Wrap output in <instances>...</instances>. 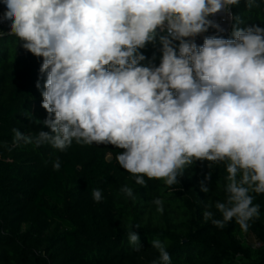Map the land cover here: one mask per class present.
Returning <instances> with one entry per match:
<instances>
[{"label":"clouds","instance_id":"obj_1","mask_svg":"<svg viewBox=\"0 0 264 264\" xmlns=\"http://www.w3.org/2000/svg\"><path fill=\"white\" fill-rule=\"evenodd\" d=\"M0 23L20 46L42 58L43 120L51 131L24 135L13 146L44 144L61 152L76 144L112 145L135 184L163 180L171 187L196 161L225 166V199L203 220L223 229L235 220L247 233L259 219L264 194V28L234 26L231 38L205 36L224 29L212 17L239 0H0ZM255 0H247V7ZM239 22V18L236 17ZM2 35V33H0ZM178 42V44L176 43ZM160 45L159 66L143 49ZM155 57H153V60ZM36 88L41 89L40 79ZM109 152L106 159L111 160ZM59 171V157L53 162ZM211 179V173L206 177ZM120 191L135 201L127 185ZM201 191L209 187L201 184ZM94 202L102 191L92 190ZM163 214V200L155 198ZM211 204L206 206L210 209ZM130 226L128 243L142 248ZM160 264H171L167 242L153 239ZM152 264H157L153 261Z\"/></svg>","mask_w":264,"mask_h":264},{"label":"trees","instance_id":"obj_2","mask_svg":"<svg viewBox=\"0 0 264 264\" xmlns=\"http://www.w3.org/2000/svg\"><path fill=\"white\" fill-rule=\"evenodd\" d=\"M230 10L229 33L215 36L231 38L234 26L264 28V0H255L250 9L247 0H239ZM8 31L0 23V264H160L153 239L167 242L171 264H264V194H252L260 217L250 221L248 231L263 244L261 249L242 242L235 220L223 229L203 220L205 210L222 219L215 202L225 199L223 163L209 167L210 162L196 161L171 187L147 177L146 186H140L118 165L115 156L123 150L112 145L74 141L64 152L23 141L13 146V128L33 136L51 130L43 124L48 114L41 107L42 58L24 50ZM159 48L148 44L142 50L148 59L141 63L152 60L159 66ZM38 79L41 89L35 86ZM57 157L59 171L52 166ZM202 183L208 193L201 191ZM124 185L133 189L135 201L120 191ZM95 188L102 191L99 203L92 199ZM155 198L163 200V214L156 211ZM136 224L140 228L131 230L139 236V252L132 250L127 235Z\"/></svg>","mask_w":264,"mask_h":264},{"label":"built area","instance_id":"obj_3","mask_svg":"<svg viewBox=\"0 0 264 264\" xmlns=\"http://www.w3.org/2000/svg\"><path fill=\"white\" fill-rule=\"evenodd\" d=\"M231 14H232V12H231ZM212 19H214L218 24H220V26L224 29V31L223 32H217L215 29L210 28L208 30V32L203 33V34H201L195 38V42L197 43V45L202 43V41L204 40V37L208 36L210 34L224 36V35H227L229 33L230 28H231V24L233 21V14L231 16H229L228 12L222 11V12L216 14L214 17H212ZM1 25L3 28L9 30L7 22L1 23ZM240 239L242 240V242L244 244L251 247L253 250H258V249H261L263 247V244L260 243L252 233H249V232L244 233L243 237Z\"/></svg>","mask_w":264,"mask_h":264},{"label":"rangeland","instance_id":"obj_4","mask_svg":"<svg viewBox=\"0 0 264 264\" xmlns=\"http://www.w3.org/2000/svg\"><path fill=\"white\" fill-rule=\"evenodd\" d=\"M244 235V232L240 233L239 238H242Z\"/></svg>","mask_w":264,"mask_h":264},{"label":"water","instance_id":"obj_5","mask_svg":"<svg viewBox=\"0 0 264 264\" xmlns=\"http://www.w3.org/2000/svg\"><path fill=\"white\" fill-rule=\"evenodd\" d=\"M112 160H113V157H111V160L110 161L107 159L108 162H111Z\"/></svg>","mask_w":264,"mask_h":264}]
</instances>
